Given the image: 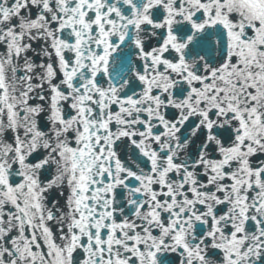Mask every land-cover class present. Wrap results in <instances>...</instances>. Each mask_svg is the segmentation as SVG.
<instances>
[{
  "label": "snow or ice",
  "instance_id": "1",
  "mask_svg": "<svg viewBox=\"0 0 264 264\" xmlns=\"http://www.w3.org/2000/svg\"><path fill=\"white\" fill-rule=\"evenodd\" d=\"M0 264H264V0H0Z\"/></svg>",
  "mask_w": 264,
  "mask_h": 264
}]
</instances>
